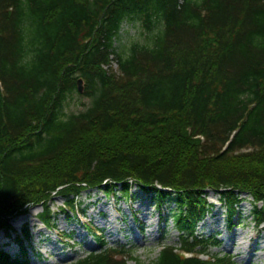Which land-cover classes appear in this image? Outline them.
<instances>
[{
	"label": "trees",
	"instance_id": "1",
	"mask_svg": "<svg viewBox=\"0 0 264 264\" xmlns=\"http://www.w3.org/2000/svg\"><path fill=\"white\" fill-rule=\"evenodd\" d=\"M79 77L91 101L67 112ZM134 185L173 202L179 245L151 263L106 247L68 264H238L200 258L220 242L195 229L208 190L230 226L242 193L264 220V0H0V230L19 248L0 264H31L28 225H12L31 206L50 229L55 197L76 217L83 192L127 200Z\"/></svg>",
	"mask_w": 264,
	"mask_h": 264
},
{
	"label": "rangeland",
	"instance_id": "2",
	"mask_svg": "<svg viewBox=\"0 0 264 264\" xmlns=\"http://www.w3.org/2000/svg\"><path fill=\"white\" fill-rule=\"evenodd\" d=\"M122 29L129 30V34L134 32L127 24ZM124 40L125 37L122 42ZM90 101V97L75 92L68 100L66 111L78 112ZM132 193L134 197L124 200L106 196L102 191H85L77 199L79 214L76 217L71 213L68 216L62 214L63 198L55 197L51 204L55 216L52 229H47L38 220L37 215L41 211L38 205L31 206L27 214L17 216L12 225L17 232L28 225L30 238L25 245L31 264H68L90 251L106 247L130 249L133 256L151 263L162 245H179L178 233L171 219L168 218L165 223L162 220V217L168 216L174 204L155 201L149 193L135 186ZM244 196L237 206L234 223L229 226L224 200L218 192L207 191V201L213 206L207 217L198 224L196 234L203 238L214 236L219 240V245L208 249L211 254L229 253L238 264H264V221L256 226L251 199ZM83 224L94 229V233L88 232ZM92 234L100 236L104 244L100 246ZM0 248L11 256L19 252L17 242L6 237L1 230ZM201 256L207 257L206 254Z\"/></svg>",
	"mask_w": 264,
	"mask_h": 264
},
{
	"label": "water",
	"instance_id": "3",
	"mask_svg": "<svg viewBox=\"0 0 264 264\" xmlns=\"http://www.w3.org/2000/svg\"><path fill=\"white\" fill-rule=\"evenodd\" d=\"M76 87L78 92L82 93L84 91V80L82 78L76 80Z\"/></svg>",
	"mask_w": 264,
	"mask_h": 264
},
{
	"label": "bare ground",
	"instance_id": "4",
	"mask_svg": "<svg viewBox=\"0 0 264 264\" xmlns=\"http://www.w3.org/2000/svg\"><path fill=\"white\" fill-rule=\"evenodd\" d=\"M32 212V211H31Z\"/></svg>",
	"mask_w": 264,
	"mask_h": 264
}]
</instances>
